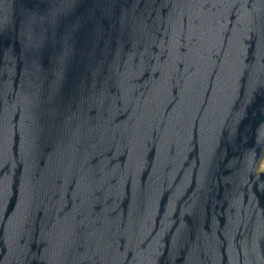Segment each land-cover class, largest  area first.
<instances>
[{
    "label": "water",
    "instance_id": "1",
    "mask_svg": "<svg viewBox=\"0 0 264 264\" xmlns=\"http://www.w3.org/2000/svg\"><path fill=\"white\" fill-rule=\"evenodd\" d=\"M264 0H0V264H264Z\"/></svg>",
    "mask_w": 264,
    "mask_h": 264
},
{
    "label": "rangeland",
    "instance_id": "2",
    "mask_svg": "<svg viewBox=\"0 0 264 264\" xmlns=\"http://www.w3.org/2000/svg\"><path fill=\"white\" fill-rule=\"evenodd\" d=\"M258 172H264V159L259 164Z\"/></svg>",
    "mask_w": 264,
    "mask_h": 264
}]
</instances>
